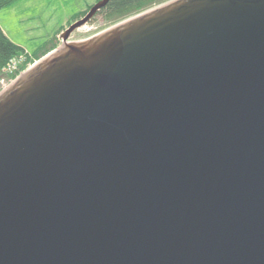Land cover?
Here are the masks:
<instances>
[{
    "label": "water",
    "instance_id": "obj_1",
    "mask_svg": "<svg viewBox=\"0 0 264 264\" xmlns=\"http://www.w3.org/2000/svg\"><path fill=\"white\" fill-rule=\"evenodd\" d=\"M0 92V264H264V0H169Z\"/></svg>",
    "mask_w": 264,
    "mask_h": 264
},
{
    "label": "rangeland",
    "instance_id": "obj_2",
    "mask_svg": "<svg viewBox=\"0 0 264 264\" xmlns=\"http://www.w3.org/2000/svg\"><path fill=\"white\" fill-rule=\"evenodd\" d=\"M100 0H16L0 9V25L7 36L15 43L25 46V51L12 69L6 72L5 84L0 81V92L15 80L16 76L30 69L34 64L55 52L63 43L62 35L70 23L81 19L80 13L91 8ZM86 12V13H87ZM113 24L105 20L102 14H95L88 23L75 30L69 41H80L94 36ZM55 45L56 48L40 58L35 54L42 49ZM22 57L20 58V56ZM17 73V74H16ZM16 75V76H15ZM14 76V77H13ZM1 79V78H0Z\"/></svg>",
    "mask_w": 264,
    "mask_h": 264
},
{
    "label": "trees",
    "instance_id": "obj_3",
    "mask_svg": "<svg viewBox=\"0 0 264 264\" xmlns=\"http://www.w3.org/2000/svg\"><path fill=\"white\" fill-rule=\"evenodd\" d=\"M15 1L16 0H0V9L9 6ZM167 1L169 0H109L96 14H102L105 20L115 24ZM86 12L87 10L74 17L75 20L77 17L85 15ZM54 48H56L55 45L42 49L41 51L39 50L35 54V57L40 58ZM24 51L25 48L13 42L0 25V75L3 74L2 71L9 61Z\"/></svg>",
    "mask_w": 264,
    "mask_h": 264
},
{
    "label": "built area",
    "instance_id": "obj_4",
    "mask_svg": "<svg viewBox=\"0 0 264 264\" xmlns=\"http://www.w3.org/2000/svg\"><path fill=\"white\" fill-rule=\"evenodd\" d=\"M22 57V55L20 56V58ZM19 59V56H15L13 57L9 63L4 67L3 69V72L6 73V72H10V73H14L15 70H17V68L14 70L12 69L14 67L15 64H17V61ZM5 77H1L0 81L1 83L5 84Z\"/></svg>",
    "mask_w": 264,
    "mask_h": 264
},
{
    "label": "crops",
    "instance_id": "obj_5",
    "mask_svg": "<svg viewBox=\"0 0 264 264\" xmlns=\"http://www.w3.org/2000/svg\"><path fill=\"white\" fill-rule=\"evenodd\" d=\"M20 46H22V47L26 48V47H25V46H23V45H20Z\"/></svg>",
    "mask_w": 264,
    "mask_h": 264
}]
</instances>
